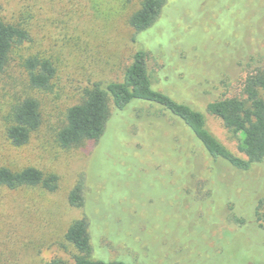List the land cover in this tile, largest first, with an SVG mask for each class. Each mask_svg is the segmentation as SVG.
<instances>
[{"label":"rangeland","instance_id":"rangeland-1","mask_svg":"<svg viewBox=\"0 0 264 264\" xmlns=\"http://www.w3.org/2000/svg\"><path fill=\"white\" fill-rule=\"evenodd\" d=\"M142 1L0 0V16L32 36L0 74V167L59 176L53 192L0 187V264H73L77 250L65 234L83 217L95 259L264 264V229L253 217L264 197V162L241 171L216 161L180 118L139 100L114 110L96 143L64 148L57 140L85 89L123 80L143 48L155 88L204 112L209 129L241 155L238 139L207 106L240 93L248 73L264 66V0H168L157 22L136 36L129 18ZM31 55L54 63L49 89L29 85L22 64ZM29 95L40 100L43 123L19 148L5 125L12 105ZM80 180L85 205L74 207L69 193Z\"/></svg>","mask_w":264,"mask_h":264},{"label":"trees","instance_id":"trees-1","mask_svg":"<svg viewBox=\"0 0 264 264\" xmlns=\"http://www.w3.org/2000/svg\"><path fill=\"white\" fill-rule=\"evenodd\" d=\"M167 2L168 0L142 1L140 8L129 18L136 36L157 22ZM31 40V33L26 27L7 22L0 16V74L10 65L13 53ZM22 65L28 72L31 87L42 90L51 87L56 67L50 59L31 55L23 59ZM135 100L160 105L180 118L193 135L194 142L216 161L223 159L241 171H250L255 165L264 162V66L248 73L240 93L223 94L207 106L208 111L219 117L225 128L238 139V149L241 153L239 155L209 129L204 112L155 88L149 67V53L143 48L135 52L133 62L126 68L123 80L111 81L106 85L95 83L85 89L82 101L67 111L66 124L57 133L59 144L64 148H72L98 142L104 135L114 110L124 111ZM42 123L41 102L29 95L12 105L5 125V135L15 147H24L41 128ZM0 187H40L53 192L59 187V176L55 173L46 174L34 166L21 170L2 166ZM212 194L211 189L207 198L210 199ZM69 203L74 207L85 205L83 180L70 191ZM253 206L254 225L264 229V197L259 198ZM236 214L232 217L234 221L241 225L248 222L245 216ZM65 238L77 250L73 264H129L119 259L106 261L92 256V234L86 217L74 221L69 226ZM50 264L66 262L55 259Z\"/></svg>","mask_w":264,"mask_h":264}]
</instances>
